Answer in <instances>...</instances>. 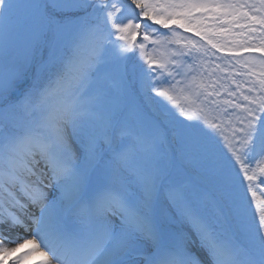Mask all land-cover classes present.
Here are the masks:
<instances>
[{"label":"snow or ice","instance_id":"obj_1","mask_svg":"<svg viewBox=\"0 0 264 264\" xmlns=\"http://www.w3.org/2000/svg\"><path fill=\"white\" fill-rule=\"evenodd\" d=\"M0 264H264V0H0Z\"/></svg>","mask_w":264,"mask_h":264},{"label":"rangeland","instance_id":"obj_2","mask_svg":"<svg viewBox=\"0 0 264 264\" xmlns=\"http://www.w3.org/2000/svg\"><path fill=\"white\" fill-rule=\"evenodd\" d=\"M184 35H191V34H189V33H184ZM237 79H243V78H241V77H237ZM159 99V98H158ZM181 119H183L182 117H181Z\"/></svg>","mask_w":264,"mask_h":264}]
</instances>
